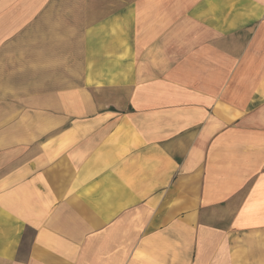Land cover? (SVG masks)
<instances>
[{"label": "crops", "instance_id": "0c3cea01", "mask_svg": "<svg viewBox=\"0 0 264 264\" xmlns=\"http://www.w3.org/2000/svg\"><path fill=\"white\" fill-rule=\"evenodd\" d=\"M0 264H264V0H0Z\"/></svg>", "mask_w": 264, "mask_h": 264}]
</instances>
